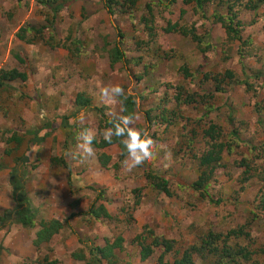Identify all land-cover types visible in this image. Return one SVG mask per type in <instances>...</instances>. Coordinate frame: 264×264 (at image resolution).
I'll use <instances>...</instances> for the list:
<instances>
[{
  "label": "rangeland",
  "instance_id": "rangeland-1",
  "mask_svg": "<svg viewBox=\"0 0 264 264\" xmlns=\"http://www.w3.org/2000/svg\"><path fill=\"white\" fill-rule=\"evenodd\" d=\"M75 1L69 0L64 9L54 13L39 0H24L23 4L17 0H0V70L13 53L20 52L28 60L31 74L27 88L16 85L18 93L6 94L0 100L3 111H0V159L10 133L42 128L50 121L60 125L45 143L28 152L32 166L28 169L25 189L39 210L37 226L29 230L30 234L35 237L39 221L46 220L47 216L64 223V229L53 238L51 245L39 250V255L56 251L52 258L58 259L57 252L63 250L71 237L78 247L79 239L86 245L105 246L122 237L124 249L115 251L114 264H160L161 249L145 262L140 259L136 237L145 235L147 228L157 236L176 241V250L182 253L192 245H200L209 231L218 235L247 223L252 226L254 242L250 240L251 243L264 246L261 203L264 196V6L249 11L241 6L244 0H210L204 12H197L194 4L185 5L183 0H138L132 14L113 17L99 0L94 2L98 3L95 11L87 1L79 0L76 6ZM227 3L234 5V12L244 25L241 40L228 38L222 25L213 19L215 13L229 17L224 8ZM148 5L153 6L154 22L150 26L157 35L156 46L151 42L152 49L163 46L174 58H157L137 50L138 41L151 39L147 27L140 22L141 16L151 17L146 11ZM169 24L194 27L204 45L179 34H166L164 30ZM28 25L46 27L47 42L29 45L19 40L17 33ZM50 38L56 48L49 46ZM120 42L128 59L142 56L143 63L130 61L111 67L109 51ZM69 49H74V53L70 54ZM184 67L189 69V76L182 71ZM227 71L234 74L238 83L226 84L227 92L216 95L209 107L185 108L171 128H150L147 112L158 114L155 106L159 100L175 94L167 85L203 94L215 89L210 82H203L204 73L222 77ZM140 75L145 76L142 81H139ZM114 86H121L126 96L135 98L133 127L146 132L154 141L155 158L131 172L124 170L122 164L119 168L115 166L122 154L118 145L104 150L92 147L94 155L86 159L78 147L83 142L79 137L86 126L99 141L104 139L107 129H99L97 111L78 110L73 106L77 95L85 94L92 108L102 109L108 117L119 119L124 116V108L118 97L111 94ZM106 88L108 96L102 92ZM81 113L84 114L82 121L78 119ZM61 117H69L74 129L65 122L61 124ZM211 126L220 128L221 141H230L232 150H225L222 164L205 195L189 187L200 175L199 158L209 145L203 132ZM194 130L198 135L189 149L186 140L191 139ZM102 154L111 159L106 167L100 160ZM54 157H63L70 171L58 164L51 165ZM148 167L169 181L171 196L148 187L144 178ZM66 175L70 179L79 176L84 184L77 187L72 182L70 187ZM1 186L2 183L0 199L5 194ZM53 195L58 205L59 201L68 204L71 200L73 210L81 202H88L85 213L102 195L96 205L103 204L113 219L85 217L81 221L84 227L75 231L66 219L70 213L64 219L65 212L50 208L53 205L49 198ZM18 226L25 228L21 224L11 227ZM180 257L181 254L173 252L164 262L173 263ZM34 261L28 259L25 263ZM195 263L212 264L198 256Z\"/></svg>",
  "mask_w": 264,
  "mask_h": 264
},
{
  "label": "trees",
  "instance_id": "trees-1",
  "mask_svg": "<svg viewBox=\"0 0 264 264\" xmlns=\"http://www.w3.org/2000/svg\"><path fill=\"white\" fill-rule=\"evenodd\" d=\"M17 1L19 4H23L24 2V0ZM62 1V4L58 3V0H39V3L42 6L49 8L52 12L58 13L65 8L67 3H69V0ZM137 1L138 0H103L102 2L107 12L111 16L116 17L119 14H132L137 6ZM209 1L210 0H183V3L185 5L194 4L197 12H204L205 6ZM244 1L245 3L241 6L249 11H257L264 6V0ZM152 7V5H148V8L146 9L151 17L146 15L140 17V22L144 23L147 27L146 29L149 31L151 39L147 42L144 40L138 41L136 43L137 50H144L148 55L156 56L157 58H174L171 57V53H169L170 51H167L163 46L154 51L152 49L151 42L155 43L153 46H156L157 44V35L153 32L155 31L154 28L150 26V24L153 25L154 22ZM224 8L229 12V17L226 18L220 13H215L213 16L214 21L222 25L228 38L241 40L240 34L244 25L234 12V5L227 3ZM184 13L185 10L182 11V15ZM45 28L46 27L36 28L32 25H28L25 28H21L16 37L29 45L37 44L42 40L47 42L44 37ZM164 31L166 34H179L190 38L197 45H204V41L201 40L194 27L169 24ZM27 34L32 35L28 36ZM120 36L124 38V34L120 33ZM52 41L54 40L50 38L49 46L56 48V45L52 43ZM162 42L163 41H161L160 44ZM69 51L70 54L74 53V49H69ZM109 57L111 67H114L118 63L128 64L130 61H134L136 64L143 63L142 56L133 59L131 57V59H128L129 57L123 48V42L117 43L112 49H110ZM29 70V62L22 53L17 52L11 55L9 61L0 70V100L2 96L6 94L12 96L13 93H18L15 88L17 87L16 85L27 87L31 75ZM182 71L188 73L189 69L184 67ZM192 76L194 77V75ZM192 76L190 75V77ZM144 78L145 76L140 75L139 81H142ZM203 82H205V84L210 82L214 85L215 89L213 91L209 90L203 94H199L191 93L182 86L175 87L167 85V88L175 90V94L172 98L165 96L159 100V103L155 106V109L159 112L158 114L153 115V111L147 112L151 124L150 128H171L173 124L177 122L185 108H190L192 106L199 107L201 105L209 107L210 104L214 102L216 95L227 92L224 88L226 84L229 85L234 82L238 83L234 74L228 71L224 73L222 77H219V75L204 73ZM242 84L245 85L247 83L243 82ZM134 99L133 96L126 95L118 97V100L124 108V116L127 115L134 117V112L137 109V103ZM73 106L78 110L91 108L97 111L100 115L99 129H101V131L113 128L114 122L119 120L117 118L108 117L102 109L92 108L91 100L83 93L77 95ZM0 111L3 112L1 105ZM68 118L69 117H61V124L62 122H65V125L74 129L75 125L72 124V122L70 123ZM56 122L57 121H50L42 128H34L24 132L14 131L10 133L11 135L7 138L5 143L6 148L0 159V170L9 168L11 164L14 165L11 170L9 184L13 190V199L16 203V208L11 213L6 212L0 214V231L10 228L14 224H21L29 229L37 226L36 220L39 215V210L28 197L25 189L28 169L32 166L28 157V152L32 147H40L50 136H52L55 130L60 128V125H58V123L56 124ZM88 128L89 126H86L84 129L86 130ZM155 134L156 133L153 135ZM197 135V132L194 130L191 139L186 140L188 147L193 143V140ZM71 136L72 135L69 134V137ZM73 136H75V134ZM222 137V131L218 126H211L208 130L203 132V138L208 139L209 145L207 144L208 148L199 158V167L201 170L200 175L189 187L197 193L206 195L205 190L212 181L216 170L221 166L225 150H232L231 142L228 141V143H226V141H221ZM122 139L124 138L113 136L112 142L109 143L105 139L99 141L97 138H94L92 147H96L98 150H104L114 145H118L122 154L119 162L115 166L119 168L121 162L127 155L126 149L121 142ZM100 160L103 166L106 167L111 159L106 154H102ZM52 164H58L70 171V165L63 157L52 158L51 165ZM33 168L37 169L36 166H33ZM144 178L148 187L159 193L171 196L169 181L162 174H159L148 167L145 169ZM250 178L251 176L246 177L245 181H248ZM68 182L71 187L72 182L70 178ZM138 191L141 190L139 189ZM101 199L102 195H99L96 203L92 204L88 213L84 214V220L85 217L91 219L94 218L95 220L113 219L111 213L103 204L101 206L96 205ZM261 203L262 206H264V196L261 198ZM251 228L252 226L247 223L236 229H232L227 233H220L218 235L213 231H209L203 237V240H201L202 243L200 245H192L182 253L177 252L176 241L157 236L151 228L145 230V235L144 233L138 235L136 237V242L140 246V259L142 262L149 260L158 249H161L163 252L159 257L160 264H196L195 256H198L203 262L211 261L212 264H264V246L253 245L251 243L250 240L254 242L251 237ZM63 229L64 223L59 220L53 219L39 221V230L35 233L33 244L38 250H40L43 245H48ZM123 242L124 239L120 237L114 243L107 242L105 246H97L94 244L86 245L87 243L80 240V243L83 244L84 247L82 250L80 249L77 253L73 254V257L86 264H114L115 251H122L124 249ZM173 252L179 255L181 254V257L177 258L173 263H165V257ZM49 257V254H46L43 258L38 260L37 263L60 264L58 260L50 261Z\"/></svg>",
  "mask_w": 264,
  "mask_h": 264
},
{
  "label": "crops",
  "instance_id": "crops-1",
  "mask_svg": "<svg viewBox=\"0 0 264 264\" xmlns=\"http://www.w3.org/2000/svg\"><path fill=\"white\" fill-rule=\"evenodd\" d=\"M81 1L83 2L87 1V4L93 7V11H95L94 7L98 6V3L96 4L94 3L95 0H81ZM100 1L102 3V0H99V2ZM76 2H79V0L74 2L75 6H76ZM13 167L14 165L11 164L9 168L0 170V183L3 184V186H1L2 188L1 190H3L5 193L1 195V199H0V214L4 213L5 211L7 213H11L13 212L14 208H16V203L14 202L13 199V190L9 184L11 170ZM69 176L70 175H66L65 177L68 178ZM74 178L71 177V182L75 183L77 187L82 186L84 184L81 177L75 176ZM55 197L56 195L55 196L53 195L52 197L49 198V202H51L53 205L50 208L56 209V211L60 210L62 212H65L64 219L66 218V215L70 213V216H68L66 219L69 220V222L71 223L70 225L73 227V229L75 228L74 229L75 231L76 230L78 231L81 227L83 228L84 227V224H82V222L84 221L83 215L85 214V210L87 209L85 208V204L86 203L88 204V202H81V203L79 202L80 204L78 208L76 210H73L70 205L71 200L67 201L68 204H64L59 201L60 204L58 205V203L54 199ZM45 219L53 220L54 217L52 216L50 218L49 216H47L45 217ZM78 224H80L81 226ZM29 230H30L29 228L20 229L18 226L17 229L11 227L0 231V264H22V263L26 264L25 261H27L28 259L31 260L35 259L33 264H38L37 261L43 258V255L42 254L39 255L38 248L33 244V240L35 239V237H33L30 234L31 232ZM72 240H74V238L71 237L70 240L66 241L67 245L65 247L63 246V250L60 253L57 252V255L59 257L58 259L54 257L52 258V256H54L56 251L53 252L49 251L51 256L49 257L51 258L50 261L58 260L60 264H86L85 262L79 261L73 257V254L77 253L78 250L83 249L80 243L81 239L78 240L79 247ZM51 242L48 245L47 244L43 245L42 247L45 246L48 247L49 245H51ZM49 252H46V254Z\"/></svg>",
  "mask_w": 264,
  "mask_h": 264
},
{
  "label": "clouds",
  "instance_id": "clouds-1",
  "mask_svg": "<svg viewBox=\"0 0 264 264\" xmlns=\"http://www.w3.org/2000/svg\"><path fill=\"white\" fill-rule=\"evenodd\" d=\"M110 90L113 97L125 95V90L121 86H114ZM102 92L105 96L109 95V89L107 88L103 89ZM129 94L131 93L129 92ZM78 119L82 121L84 114L81 113ZM133 124V117L122 116L114 122L113 128L107 129L104 133V139L109 143L112 142L113 136L124 138L121 142L127 155L121 164L122 168L128 172L155 158L154 141L146 132L141 133V131L135 129ZM94 138L91 129H86L80 134L79 139L83 142L78 147L82 149L83 158L85 159L94 155V149L92 148Z\"/></svg>",
  "mask_w": 264,
  "mask_h": 264
}]
</instances>
